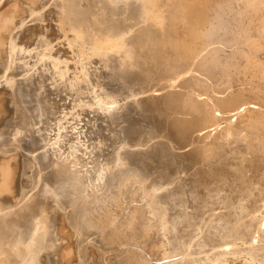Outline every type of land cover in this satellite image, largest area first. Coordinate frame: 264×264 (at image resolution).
Here are the masks:
<instances>
[{"label":"bare ground","instance_id":"bare-ground-1","mask_svg":"<svg viewBox=\"0 0 264 264\" xmlns=\"http://www.w3.org/2000/svg\"><path fill=\"white\" fill-rule=\"evenodd\" d=\"M0 264H264V0H0Z\"/></svg>","mask_w":264,"mask_h":264}]
</instances>
